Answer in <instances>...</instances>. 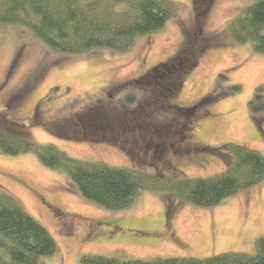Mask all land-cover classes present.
<instances>
[{
  "label": "rangeland",
  "instance_id": "1",
  "mask_svg": "<svg viewBox=\"0 0 264 264\" xmlns=\"http://www.w3.org/2000/svg\"><path fill=\"white\" fill-rule=\"evenodd\" d=\"M170 1L174 17L124 52L58 53L25 28L0 25V127L75 159L136 168L171 183L223 172L227 143L264 156V114L255 120L247 104L264 85V54L227 31L256 0ZM154 67L160 77L182 67L181 82L162 89L166 97H155V82L147 85ZM234 84L239 91H230ZM0 186L54 238L58 253L42 264H78L85 254L122 260L254 254L264 235V180L212 207L146 186L129 207L108 210L83 199L31 152L0 153Z\"/></svg>",
  "mask_w": 264,
  "mask_h": 264
},
{
  "label": "trees",
  "instance_id": "2",
  "mask_svg": "<svg viewBox=\"0 0 264 264\" xmlns=\"http://www.w3.org/2000/svg\"><path fill=\"white\" fill-rule=\"evenodd\" d=\"M175 13L176 6L170 0H0V25L25 28L53 51L71 55L94 49L127 51L138 37L159 31ZM227 31L234 42L264 54V0L244 7L228 22ZM156 68L146 74L147 85L155 82L159 87L155 97H166L162 89L170 91L172 83L181 82L182 67L175 74H164V78L172 80L171 85L160 83L163 77L155 76ZM219 78L227 77L220 74ZM146 89L150 91L148 86ZM229 89L239 91L240 85L234 84ZM131 99L129 95L126 97ZM247 104L255 120L264 114V85L254 88ZM29 136L2 125L0 153L12 156L35 153L42 165L64 174L83 199L108 210L129 207L146 186L153 190L167 188L184 202L212 207L264 180V156L240 144L227 143L220 150L226 165L223 172L171 183L136 168L75 159L56 145L36 144ZM160 180L169 185H158ZM57 253V244L49 231L0 186V264H42L45 258ZM78 264H264V235L256 238L254 254L226 251L203 258L148 260L85 254Z\"/></svg>",
  "mask_w": 264,
  "mask_h": 264
},
{
  "label": "flooded vegetation",
  "instance_id": "3",
  "mask_svg": "<svg viewBox=\"0 0 264 264\" xmlns=\"http://www.w3.org/2000/svg\"><path fill=\"white\" fill-rule=\"evenodd\" d=\"M49 207V206H48ZM53 210V209H52ZM54 211V210H53ZM55 214H57L56 212H55ZM156 231V230H155Z\"/></svg>",
  "mask_w": 264,
  "mask_h": 264
}]
</instances>
